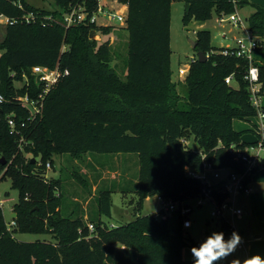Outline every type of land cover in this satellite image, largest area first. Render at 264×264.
Wrapping results in <instances>:
<instances>
[{
  "label": "trees",
  "instance_id": "16d2710c",
  "mask_svg": "<svg viewBox=\"0 0 264 264\" xmlns=\"http://www.w3.org/2000/svg\"><path fill=\"white\" fill-rule=\"evenodd\" d=\"M54 1L56 9L50 10L27 0H21L24 8L18 0H0V15L17 20L5 24L0 42V92L6 98L0 108V181L9 176L19 191L13 208L17 225L12 230L0 207V264H192L184 250L198 243L186 239L181 215L142 214L144 202L156 195L174 201L198 196L203 181L190 176L189 170L203 173L206 164L243 172L245 162L229 152L232 144L245 146L241 141L245 132L236 130L233 122L256 117L257 110L245 79L249 61L224 55L223 46H213L209 29L197 31L195 48L210 54L208 60L192 62L181 95L172 68V3L185 2V26L232 13L234 4L230 0H121L129 6L123 25L129 31L123 79L111 65V32L116 26L66 27L63 22L43 26L41 17L53 14L61 21L72 2ZM246 1L241 0V6ZM32 10L40 11V18L22 21ZM248 24L252 32L264 36V7L255 6ZM95 29L102 41L93 38ZM256 64L263 84L264 64ZM35 66L69 71L44 95L37 112L18 100L26 94L38 100L43 93L32 72ZM230 74L237 86L226 83ZM8 116L16 120L24 137L22 145L20 136L11 133ZM189 139L198 147L189 145ZM85 153L138 155V201L132 219L119 225L102 219L112 216L113 188H99L95 195L96 218L70 211V204L65 207L64 180L47 178L46 164L53 165L55 155L68 154L74 160ZM80 169L75 167L70 178L92 194V184ZM218 188L213 197L221 203L228 195ZM222 219L223 233H232L233 226ZM89 224L94 225L93 231ZM16 233L52 234L53 238L23 241Z\"/></svg>",
  "mask_w": 264,
  "mask_h": 264
},
{
  "label": "rangeland",
  "instance_id": "374dc122",
  "mask_svg": "<svg viewBox=\"0 0 264 264\" xmlns=\"http://www.w3.org/2000/svg\"><path fill=\"white\" fill-rule=\"evenodd\" d=\"M27 1L36 7H45L50 10L56 9L54 0ZM184 10L185 2H173L171 17L172 68L174 80L178 82V90L182 96H184L185 90L181 85L184 84L185 77H179L178 70L179 67L186 65L190 60L198 58V50L193 49L191 40L197 39L196 35L199 29L198 25L200 24V21L193 20L189 25L185 26L183 23ZM240 15L247 23V14L243 10H240ZM216 17L214 15L212 19L207 20L205 22L206 28H203L211 30L213 46L220 47L221 44H234V40L231 38L233 34H237L233 31L234 28L229 25L217 24L215 21ZM115 26L111 32L110 40L113 51L111 65L125 79L127 75V41L129 31L123 28L125 25L116 24ZM222 32H226L229 37H224ZM242 32L243 30L240 29V35L243 34ZM4 37L5 23L0 20V42L4 40ZM97 39L102 41L101 36L97 37ZM262 49H264V45L257 48L256 52ZM234 86H237V84H234ZM260 99L264 106V89ZM29 108L31 111L34 110L30 105ZM257 120L255 117L247 120L236 119L233 122V126L236 130L242 131L250 127V125L252 126V123ZM253 126H256V124H253ZM187 143L195 148L198 147L192 139H189ZM28 156L32 155L29 154ZM89 162L91 167L88 165ZM75 167H80L79 171L87 176L92 184V194H88L82 185L75 179L70 178V174ZM138 172V155L135 153L97 154L94 156H89L85 153L80 158L74 160L68 154L55 155L52 169L46 170L48 176L56 178L61 176L64 180L62 192L65 207H67V204H70L72 208L70 211L74 209L80 210V213L85 212L87 217H98L95 195L98 193L99 188H113L112 216H102V219L110 225L123 224L132 219L133 210L138 201L135 191L138 185ZM222 174V169L215 170L209 168L206 170L205 176L207 177V181L213 182L219 180ZM262 196V193L259 192L255 197L239 195L235 199L232 198L235 201V207L242 208L244 211L241 215L232 216L229 214L228 216V220L242 238V247H238L236 252L226 259L229 264L234 259H239L242 262L244 258L254 254L264 256L261 250V248L264 249V201H261ZM260 198L261 200L258 201L257 199ZM2 200H7L3 203L2 208L5 219L9 221L14 210V205L19 200V191L13 187L12 179L9 176L0 181V202ZM184 202L193 208V211L189 213L192 226L190 228H183L184 235L189 242L193 240L199 246L200 242L212 232H223V219L221 216H213L212 212L215 209V205L212 201L206 200L205 204L200 206L198 205V198L192 197ZM77 203H80L81 206L77 207ZM161 208H163L162 200L157 196H152L145 200L142 214H157L161 212ZM170 215H175V218L179 217L178 214ZM231 234H224L225 239L230 238ZM16 235L19 240L23 241L51 240L53 238L52 234L16 233ZM259 235L261 236L257 237ZM190 249L191 247H188L184 250V256L186 259L192 260Z\"/></svg>",
  "mask_w": 264,
  "mask_h": 264
},
{
  "label": "built area",
  "instance_id": "2783aa9c",
  "mask_svg": "<svg viewBox=\"0 0 264 264\" xmlns=\"http://www.w3.org/2000/svg\"><path fill=\"white\" fill-rule=\"evenodd\" d=\"M230 1L234 4L235 10L229 14L223 13L217 15L215 21L219 25H229L238 30L237 34L232 35L231 37L234 40V44L223 46L224 49L222 50V53L224 55L243 57L249 61V67L245 73V79L249 82L250 100L257 110L256 118L259 119L258 124L253 126L254 131H251L258 137V142L254 145L245 144L244 149L233 144L229 147V152L235 159L244 161L246 168L243 172L232 170L227 182L219 185L221 190L228 195V197L221 203H218L213 197L214 191H216V189L219 190V188L209 185L207 177L205 176L206 170L212 168L211 165L206 164L203 173L189 170L190 176L201 179L204 184L200 194L196 196L198 198V205L203 206L206 200H210L215 205V209L212 212L213 216H221L226 219L229 214L234 216L243 213V209L235 207V201L231 198H235L239 195H250L254 192L249 181L255 170L261 167L262 162L264 161V107L260 99L263 85L261 82L260 67L256 64L255 60V52L257 48L264 45V36L252 32L249 28L248 22L246 23L244 18L240 15L241 0ZM17 4L20 8H24V4L21 0H18ZM128 7V3L122 2L121 0H72L69 9L64 14L63 20L60 21L58 18L54 17L53 14H48L41 17V21L43 26L53 25L60 22H63L66 27H70L74 24L97 25L98 27L115 26L116 24L125 25ZM40 14V11H27L21 20L35 22L40 18ZM0 20L5 24L17 21L16 19L5 15H0ZM240 29L243 30V34L241 35ZM222 35L226 38L229 37L226 32H222ZM99 36L101 35L97 34L96 38ZM209 55L210 54H207L208 57ZM193 61L194 60L192 59L190 62L186 63V65L179 67V77L184 78L188 75ZM32 72L36 77V81L43 86L44 91L39 95L38 100H31L27 94L18 97V100L23 104H29L33 107L34 111L37 112L41 109L44 95L55 84H57L63 76L67 75L69 71L62 70L60 66H57L54 69L46 66H35ZM225 81L229 85L234 84V74L228 75ZM5 100V96L0 92V108ZM8 124L11 133L20 136L19 142L21 143L20 145H22L24 137L20 134L16 120L13 116H8ZM46 168L47 170L52 169V164L48 162ZM49 177L50 176L47 175V178ZM159 198L163 202V208H161V212L155 214L156 217L159 218L161 216H166L167 214L179 213L183 218V227L190 228L192 226V221L189 218V213L193 211L192 207L188 206L184 201L166 200L161 196H159ZM6 201L7 200H2L0 202V207H2L3 203ZM13 214L14 210L12 211L10 220H6L9 230H12L17 225ZM186 221L190 222V227H185ZM89 228L91 231L95 229L93 224H89ZM232 228L234 229V227ZM122 247L124 248L125 246ZM239 247H242V245L240 244Z\"/></svg>",
  "mask_w": 264,
  "mask_h": 264
},
{
  "label": "clouds",
  "instance_id": "9594fccd",
  "mask_svg": "<svg viewBox=\"0 0 264 264\" xmlns=\"http://www.w3.org/2000/svg\"><path fill=\"white\" fill-rule=\"evenodd\" d=\"M190 222H185V227H190ZM242 243L241 236L233 231L230 238L225 239L223 232H212L199 246H193L190 249L193 261L192 264H220L229 256L236 252ZM231 264H264V256L254 254L243 259H234Z\"/></svg>",
  "mask_w": 264,
  "mask_h": 264
},
{
  "label": "crops",
  "instance_id": "0c3cea01",
  "mask_svg": "<svg viewBox=\"0 0 264 264\" xmlns=\"http://www.w3.org/2000/svg\"><path fill=\"white\" fill-rule=\"evenodd\" d=\"M256 5H260V6L264 7V0H247L241 6L240 10H243L244 13L247 14V16H248L247 19H248L249 16L255 11V6ZM205 25H206L205 22H200L198 27H199V29H203V28H206ZM233 31L235 33H237L238 30L234 28ZM233 35H235V34H233ZM221 46H227V45L221 44ZM255 60H256V62H258L260 64H264V49L259 50L258 52H255ZM263 89H264V83H263L262 91H263ZM258 122H259V119L256 122H253L252 126L250 125V127L246 128V129H243L242 131H244L245 133H247L246 131L251 132L250 129L253 128V124H258ZM222 171H223V174H222V177L219 180H216V181H213V182L207 181L209 183V185L218 188L219 185L224 184V183L227 182V180L229 179L230 174L232 173V169L231 168H224V169H222ZM249 184L254 189V192L252 194H250V195H243V196H247V197L254 196L255 197V196H257L259 194V192H261L262 195H263L262 196V200H261V198L257 199V200L258 201H260V200L264 201V198H263L264 197V166H262V168L258 169L256 172L253 173V175H252V177H251V179L249 181ZM156 196L159 197V195H156ZM233 199H235V198H233ZM227 221H228V223H230L228 218H227ZM260 236L261 235H259L257 237H260ZM261 250H262L263 255H264V249L261 248Z\"/></svg>",
  "mask_w": 264,
  "mask_h": 264
},
{
  "label": "water",
  "instance_id": "95a60500",
  "mask_svg": "<svg viewBox=\"0 0 264 264\" xmlns=\"http://www.w3.org/2000/svg\"><path fill=\"white\" fill-rule=\"evenodd\" d=\"M94 33L95 34H94L93 38H96V35H97L96 29L94 30ZM191 44H192L193 49H195V48H197L198 41L197 40H191ZM197 55H198V60L201 62H206L208 60V56L201 50L198 51ZM241 141L247 145H254L258 142V137L252 132H247V133H244L242 135ZM33 161H36V158H34ZM15 216H16V214L14 213L13 217H15Z\"/></svg>",
  "mask_w": 264,
  "mask_h": 264
}]
</instances>
